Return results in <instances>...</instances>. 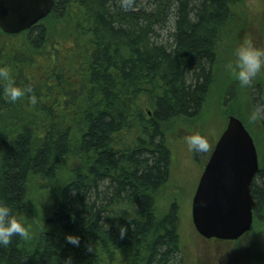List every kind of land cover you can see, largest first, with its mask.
<instances>
[{
	"label": "trees",
	"instance_id": "16d2710c",
	"mask_svg": "<svg viewBox=\"0 0 264 264\" xmlns=\"http://www.w3.org/2000/svg\"><path fill=\"white\" fill-rule=\"evenodd\" d=\"M232 6L54 0L31 28L0 31V66L32 90L13 103L0 83V201L27 227L44 211L29 239L0 245V264H184L178 208L156 204L171 164L164 131L201 113ZM254 181L257 223L264 164Z\"/></svg>",
	"mask_w": 264,
	"mask_h": 264
},
{
	"label": "rangeland",
	"instance_id": "374dc122",
	"mask_svg": "<svg viewBox=\"0 0 264 264\" xmlns=\"http://www.w3.org/2000/svg\"><path fill=\"white\" fill-rule=\"evenodd\" d=\"M232 15L233 21L217 46L216 79L201 113L195 119L173 121L164 131L171 164L169 179L158 192L156 204L161 214L173 203L178 208L184 264H264V218L261 215L257 223L253 221L250 231L235 242L200 238L190 215L198 179L228 115L240 117L254 137L258 151L264 152V117L249 118L254 109H264V70L257 74L251 85L242 86L226 68L229 61H235V48L245 40L251 39L256 46L264 47V0H233ZM196 132L207 136L208 151L194 153L188 150L184 138ZM39 211L36 220L27 221L28 228L34 226V234L42 221V217H38L44 214L42 208Z\"/></svg>",
	"mask_w": 264,
	"mask_h": 264
},
{
	"label": "water",
	"instance_id": "95a60500",
	"mask_svg": "<svg viewBox=\"0 0 264 264\" xmlns=\"http://www.w3.org/2000/svg\"><path fill=\"white\" fill-rule=\"evenodd\" d=\"M54 0H0V31L14 35L44 19ZM258 171L253 140L242 121L228 115L203 167L191 200V222L204 239L235 241L253 223L250 184Z\"/></svg>",
	"mask_w": 264,
	"mask_h": 264
},
{
	"label": "clouds",
	"instance_id": "9594fccd",
	"mask_svg": "<svg viewBox=\"0 0 264 264\" xmlns=\"http://www.w3.org/2000/svg\"><path fill=\"white\" fill-rule=\"evenodd\" d=\"M133 0H122V6L131 7ZM235 61H229L226 68L239 81L242 86H249L254 78L264 70V47L256 46L251 39L245 40L234 50ZM0 83H3V94L5 99L10 102H16L24 97L26 93L31 92V87L22 88L13 82L11 70L8 65L0 66ZM31 103L37 102L35 94L29 96ZM264 117V109H254L250 113L251 120H257ZM185 143L190 152L203 153L209 149V141L206 135L199 132L186 136ZM126 228L120 226V235L123 237ZM19 235L24 239H29L31 233L29 228L21 222L12 213L10 206L0 201V245L7 246L14 235ZM65 239L73 245L80 244V236L73 233H67ZM65 264H74L71 256L67 257Z\"/></svg>",
	"mask_w": 264,
	"mask_h": 264
},
{
	"label": "flooded vegetation",
	"instance_id": "af4514ba",
	"mask_svg": "<svg viewBox=\"0 0 264 264\" xmlns=\"http://www.w3.org/2000/svg\"><path fill=\"white\" fill-rule=\"evenodd\" d=\"M251 136V135H250ZM251 138H252V140H253V143H254V146H255V151H256V155H257V163H258V171L260 170V168L262 167V165L264 164V152H260V151H258V149H257V147H256V142H255V139H254V137H252L251 136ZM255 175H254V177H253V179H252V181H251V184L252 183H254L255 181ZM251 184H250V194H251V196H252V198H253V195H252V193H251ZM254 200V199H253ZM255 202V201H254ZM254 208H253V210H252V214H253V219H254ZM199 236V235H198ZM200 238H202L201 236H199ZM202 239H204V238H202ZM204 240H206V239H204ZM207 240H215V241H218V242H232V241H219V240H216V239H207Z\"/></svg>",
	"mask_w": 264,
	"mask_h": 264
},
{
	"label": "bare ground",
	"instance_id": "6f19581e",
	"mask_svg": "<svg viewBox=\"0 0 264 264\" xmlns=\"http://www.w3.org/2000/svg\"><path fill=\"white\" fill-rule=\"evenodd\" d=\"M18 246V245H17Z\"/></svg>",
	"mask_w": 264,
	"mask_h": 264
}]
</instances>
